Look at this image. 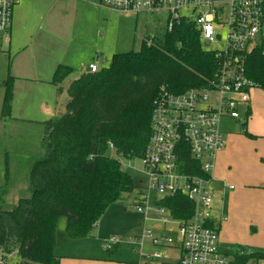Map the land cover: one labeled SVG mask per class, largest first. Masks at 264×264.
Segmentation results:
<instances>
[{
	"label": "trees",
	"instance_id": "1",
	"mask_svg": "<svg viewBox=\"0 0 264 264\" xmlns=\"http://www.w3.org/2000/svg\"><path fill=\"white\" fill-rule=\"evenodd\" d=\"M193 20L182 19L170 31L147 37L138 51L114 54L110 66L95 73L84 72L67 89L65 113L46 120L43 156L29 171L31 196L13 209L0 208V251L6 264H61L56 253V230L66 220L73 240L92 237L107 209L139 186L125 172L116 154L127 159L143 156L152 134V101L166 85L174 93L209 87L220 68L214 52L202 47ZM245 75L264 90V54L244 55ZM73 69L59 65L52 83L60 92ZM13 83H5L2 117H11ZM250 115V111L247 112ZM248 118V116H247ZM252 136V135H249ZM185 169L203 174L189 153ZM7 196L0 186V200ZM161 204L176 219H190L194 204L184 195L167 196ZM118 244L108 249L115 255ZM264 259V253L238 252L230 264Z\"/></svg>",
	"mask_w": 264,
	"mask_h": 264
},
{
	"label": "rangeland",
	"instance_id": "2",
	"mask_svg": "<svg viewBox=\"0 0 264 264\" xmlns=\"http://www.w3.org/2000/svg\"><path fill=\"white\" fill-rule=\"evenodd\" d=\"M53 1L19 0L14 8L11 45L0 38V186L7 190L4 202L0 200V208L4 210L13 209L22 198L31 196L29 171L33 161L43 156V123L49 119H58L65 113L69 100L67 89L77 75L88 71L90 63H96L100 68L109 67L114 54L138 51L144 39L159 36L166 28L165 12L128 14L101 6L98 0H94V3L74 0L64 11L55 7ZM212 1L228 12L230 0ZM181 13L194 17L189 10ZM226 39L227 33L223 31L218 42L202 43V47L206 51L223 50ZM59 64L73 68V73L64 82L60 93L52 83L54 70ZM16 73H24L26 76L18 75L20 77L15 79ZM9 80L13 83L12 112L11 117L4 119L2 103L5 83ZM249 94L251 116L247 114V107L242 106L239 110L241 121L224 119L221 122L222 130L228 135H249L263 131L264 90L255 87ZM247 116H250L248 121ZM235 139L240 159L257 160V154L254 153L257 146L250 139ZM109 154L120 160L123 170L132 176L137 186L147 185V176L141 170L143 163L140 158L120 157L113 148H109ZM227 162L224 158L222 163L219 161L221 170H225ZM134 206L135 193L111 205L97 222L93 237L87 240H70L66 232V220L61 219L56 230L57 254H80L95 258L83 260L84 264H146L136 249L137 245L130 240L142 231L139 226L142 216ZM173 226L176 228V225ZM253 227L246 225L238 232L237 244L233 248L224 249L221 243L220 250L227 254L264 252V246L248 245L253 241L264 243V232L256 233ZM176 233L170 234L175 236ZM112 236L116 243H112L111 249L116 244L118 248L115 255L109 257L105 243ZM149 244H145V250L151 252L153 248ZM159 251L163 253V250ZM172 254L174 259L177 253L172 251ZM160 262L154 259L149 264ZM248 264L257 262L251 261Z\"/></svg>",
	"mask_w": 264,
	"mask_h": 264
},
{
	"label": "built area",
	"instance_id": "3",
	"mask_svg": "<svg viewBox=\"0 0 264 264\" xmlns=\"http://www.w3.org/2000/svg\"><path fill=\"white\" fill-rule=\"evenodd\" d=\"M99 1L110 10L128 14L165 12L170 31L182 19L193 20L203 43L218 42L222 32L227 33L224 49L211 51L220 68L209 87L174 93L162 85L157 90L152 101V134L141 157L147 185H140L135 192L134 208L142 216V231L130 240L146 262L165 258L159 250L151 253L145 250L149 241L158 248L178 247L181 250L178 264H230V258L219 250V225L211 184L217 157L226 147L221 122L240 121V107H248L249 92L258 86L245 75L242 58L256 50L264 54V0H230L227 13L212 0ZM18 3L19 0H0V34L6 40ZM183 10L191 11L194 17L183 15ZM100 69L98 64L91 63L88 72ZM186 153L199 163L203 174L185 169ZM176 195H184L194 204L190 219L174 218L171 209L161 204L163 198ZM219 219L225 221L227 216ZM157 229L165 233L157 234ZM173 231L177 232L175 236L171 235ZM115 240L112 236L105 246L111 249ZM0 264H6L1 251Z\"/></svg>",
	"mask_w": 264,
	"mask_h": 264
},
{
	"label": "crops",
	"instance_id": "4",
	"mask_svg": "<svg viewBox=\"0 0 264 264\" xmlns=\"http://www.w3.org/2000/svg\"><path fill=\"white\" fill-rule=\"evenodd\" d=\"M73 2L74 0H54L53 5L55 7H60L65 11L66 8H68L69 4ZM86 2L94 3V0H90V1L86 0ZM98 2L100 3L99 0ZM13 24H14V12H13L12 25L9 29V39L6 40L4 35L0 34L1 41L6 40L7 41L6 43L9 45H11L12 42V29L14 28ZM59 65H63V64H59ZM57 67L55 68V70L57 69ZM88 71H83L82 73ZM18 75L22 77L26 76L24 73L23 74L16 73V76L14 78L15 79L19 78L20 76ZM80 75H77L76 79H78ZM62 89H63V85H62ZM248 111H250V116H251L252 114L251 104H249L247 107V112ZM250 116L246 118L247 121L250 118ZM261 129L263 130L262 132L252 133L253 135L249 134L252 136L243 135L241 133L228 135V133L225 132L226 147L222 152L219 153L217 157L216 166L213 173L214 180L211 184V188L214 194L215 207H216V219L219 225V250L221 243L224 244L223 246L224 249L233 248V246L237 244L238 232L241 231L243 227H246V225L255 226L256 229L254 227L253 228L256 233H258L259 231L264 232V121ZM235 138L250 139L253 142V144L257 146L254 151V153L257 154V160L255 158H245V160L240 159L238 155L239 152L237 148V140ZM223 158L228 160V162L226 163L225 170L223 169L221 170L219 166V161L222 163ZM231 186H234V188H231ZM220 216H227V220L219 222ZM157 232L165 233V231H160V229H157ZM175 232L176 231H173V233ZM89 238H85L81 240H87ZM76 241H80V240H76ZM56 242H57V236H56ZM261 242L263 241H260L259 242L260 244L253 241L248 245L252 247H259L258 245H260L261 247H263L264 243ZM146 243H150V242L147 241ZM149 245L153 248L151 252L159 249L163 250V254L165 258L158 259L159 261H161L160 264L179 263V259L181 257V250L178 247L158 248L156 246H153L151 243ZM56 247H57V243H56ZM69 249L72 250L71 247ZM172 251H175L177 253L174 259H172L173 256ZM220 252L226 255L230 259L232 258L233 255L237 253L236 252L233 254H227L225 252H222L221 250ZM241 252L247 253L244 251ZM59 256L62 257L61 264H84L82 263L83 260L90 261L95 259L94 257L84 256L80 254H60ZM255 262H257V264H264V259L257 261L255 260ZM146 264H149V262H146Z\"/></svg>",
	"mask_w": 264,
	"mask_h": 264
}]
</instances>
